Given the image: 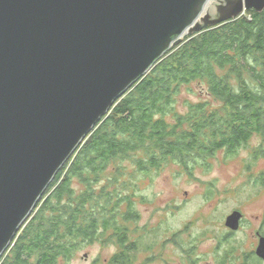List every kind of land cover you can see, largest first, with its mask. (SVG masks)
<instances>
[{"label": "water", "instance_id": "95a60500", "mask_svg": "<svg viewBox=\"0 0 264 264\" xmlns=\"http://www.w3.org/2000/svg\"><path fill=\"white\" fill-rule=\"evenodd\" d=\"M247 10L264 0H0V258L117 100L187 32Z\"/></svg>", "mask_w": 264, "mask_h": 264}, {"label": "trees", "instance_id": "16d2710c", "mask_svg": "<svg viewBox=\"0 0 264 264\" xmlns=\"http://www.w3.org/2000/svg\"><path fill=\"white\" fill-rule=\"evenodd\" d=\"M245 13L180 41L117 100L57 174L2 264H61L110 241L120 250L106 264H127L137 245L129 223L140 214L125 162L144 174L176 162L193 176L222 150L235 154L255 136L264 141V10ZM198 80L219 103L186 101L180 112L182 87ZM256 155L264 156L263 147ZM263 263L253 254L243 264Z\"/></svg>", "mask_w": 264, "mask_h": 264}, {"label": "rangeland", "instance_id": "374dc122", "mask_svg": "<svg viewBox=\"0 0 264 264\" xmlns=\"http://www.w3.org/2000/svg\"><path fill=\"white\" fill-rule=\"evenodd\" d=\"M202 31L186 33L180 44ZM186 101L219 103L200 80L182 87L176 104L180 112L188 109ZM261 147L263 139L255 136L235 154L222 150L210 167H197L193 176L176 162L145 174L125 162L140 214L129 223L130 240L137 245L127 264H243L247 255H256L258 233L264 236V182H255L264 173V156L256 155ZM238 209L242 225L232 231L225 221ZM9 250L0 264L12 255ZM119 250L114 242H95L61 264H106Z\"/></svg>", "mask_w": 264, "mask_h": 264}, {"label": "bare ground", "instance_id": "6f19581e", "mask_svg": "<svg viewBox=\"0 0 264 264\" xmlns=\"http://www.w3.org/2000/svg\"><path fill=\"white\" fill-rule=\"evenodd\" d=\"M187 33H188V32H187ZM174 45H175V44H174ZM174 45H173V46H174ZM173 46H172V47H173ZM152 68H153V67H152ZM146 75H147V74H146ZM137 82H138V81H137ZM137 82H136V83H137ZM231 230H232V229H231ZM232 231H233V230H232Z\"/></svg>", "mask_w": 264, "mask_h": 264}, {"label": "flooded vegetation", "instance_id": "af4514ba", "mask_svg": "<svg viewBox=\"0 0 264 264\" xmlns=\"http://www.w3.org/2000/svg\"><path fill=\"white\" fill-rule=\"evenodd\" d=\"M263 149H264V148H263ZM259 234H260V233H259ZM259 234H258V235H259ZM259 236H260V235H259Z\"/></svg>", "mask_w": 264, "mask_h": 264}, {"label": "clouds", "instance_id": "9594fccd", "mask_svg": "<svg viewBox=\"0 0 264 264\" xmlns=\"http://www.w3.org/2000/svg\"><path fill=\"white\" fill-rule=\"evenodd\" d=\"M38 206V205H37ZM28 221V220H27Z\"/></svg>", "mask_w": 264, "mask_h": 264}]
</instances>
